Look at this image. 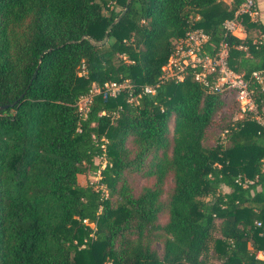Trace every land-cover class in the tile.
<instances>
[{
    "label": "trees",
    "instance_id": "obj_1",
    "mask_svg": "<svg viewBox=\"0 0 264 264\" xmlns=\"http://www.w3.org/2000/svg\"><path fill=\"white\" fill-rule=\"evenodd\" d=\"M239 2L0 0V264H264V131L233 102L221 114L189 72L75 106L92 84L157 83L190 28L205 54L224 40L234 71L264 70V9L223 36Z\"/></svg>",
    "mask_w": 264,
    "mask_h": 264
},
{
    "label": "built area",
    "instance_id": "obj_2",
    "mask_svg": "<svg viewBox=\"0 0 264 264\" xmlns=\"http://www.w3.org/2000/svg\"><path fill=\"white\" fill-rule=\"evenodd\" d=\"M262 9H264V0H240L232 16L221 23L223 36L243 38L244 18L255 20ZM207 38V34L200 28L188 29L184 36L175 42L166 63L161 66L158 82L153 85L140 86L136 94L134 93L135 87L127 79L107 81L102 85L92 84L88 92L80 95L75 102L79 115L81 117L86 115L91 98L95 94L105 99L114 98L124 92L126 101L132 102L141 94H153L159 82L165 80L179 82L191 72L193 79L201 83L208 93L220 94L224 100L230 99L239 116L252 119L264 131V119L257 112L255 101L259 97L258 100L264 103V70L251 71L247 76H244L243 72L234 71L226 62L228 55L226 42L220 40L212 54H205L202 48ZM263 40V35L259 34L252 39L251 43L256 44ZM238 48L246 50L245 45L238 46ZM84 74L85 66L81 62L77 67V75ZM251 182L249 179H243L238 183L246 186ZM255 224L258 226L259 222L256 221ZM255 257L263 259L264 253L258 251Z\"/></svg>",
    "mask_w": 264,
    "mask_h": 264
},
{
    "label": "rangeland",
    "instance_id": "obj_3",
    "mask_svg": "<svg viewBox=\"0 0 264 264\" xmlns=\"http://www.w3.org/2000/svg\"><path fill=\"white\" fill-rule=\"evenodd\" d=\"M226 4L229 3V0H223ZM225 105H223L222 109L220 110L221 114H225L227 116H230L234 113V108L233 106L230 104V99H225ZM220 126V124L218 125H213L211 126L207 132H206V139L204 140L205 143L210 144L211 140L215 134V132H217L218 127ZM98 159H95V162L98 163ZM100 162V161H99ZM97 177H91V180H96ZM130 182H134V185L137 187L141 184L142 179H138V178H132L130 180ZM170 182L169 180L166 181L165 183V187L167 188L169 186ZM162 220V218L160 219V221ZM153 247L156 249V251L158 252V254H160L161 252V245L158 242H155L153 244Z\"/></svg>",
    "mask_w": 264,
    "mask_h": 264
},
{
    "label": "water",
    "instance_id": "obj_4",
    "mask_svg": "<svg viewBox=\"0 0 264 264\" xmlns=\"http://www.w3.org/2000/svg\"><path fill=\"white\" fill-rule=\"evenodd\" d=\"M128 2V0H126V3ZM126 10V7H124V9H123V11L113 20V22H115V21H117L119 18H120V16L123 14V12ZM110 27H111V24H109L107 27H106V30H105V32H104V36H103V38H102V40L98 43V44H101V43H103V42H105V40H106V37H107V32L109 31V29H110ZM7 105H2V106H0V110L1 109H3V108H5Z\"/></svg>",
    "mask_w": 264,
    "mask_h": 264
}]
</instances>
